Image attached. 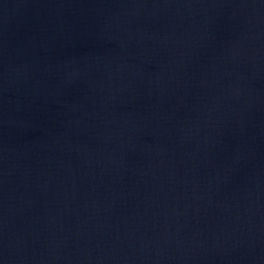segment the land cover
I'll return each instance as SVG.
<instances>
[{"label":"water","instance_id":"obj_1","mask_svg":"<svg viewBox=\"0 0 264 264\" xmlns=\"http://www.w3.org/2000/svg\"><path fill=\"white\" fill-rule=\"evenodd\" d=\"M0 264H264V0H0Z\"/></svg>","mask_w":264,"mask_h":264}]
</instances>
